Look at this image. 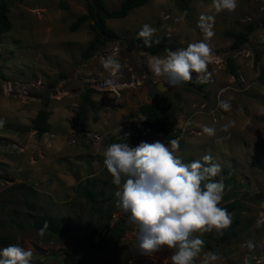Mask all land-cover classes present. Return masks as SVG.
<instances>
[{
  "label": "rangeland",
  "instance_id": "rangeland-1",
  "mask_svg": "<svg viewBox=\"0 0 264 264\" xmlns=\"http://www.w3.org/2000/svg\"><path fill=\"white\" fill-rule=\"evenodd\" d=\"M5 1L11 26L0 34V250L13 244L31 249L30 264H60L64 251L82 257L85 264H171L169 256L174 250L138 254L133 224L113 248L86 246L95 216L88 200L75 191L77 185H87L97 192L101 221L111 225L119 217L128 218L116 207L117 187L103 164V153L110 138L120 131L137 132L143 118L137 107L157 94L168 107L173 132L180 133L175 155L196 159L210 155L212 163L221 166L218 180L224 177L221 203L237 205L235 234L216 243L211 237L215 230L204 233V251L217 252L221 257L217 264H264L260 245L264 238V172L250 164L264 158V0H237L234 11L216 10L213 0H190L184 9L175 0H148L122 18L106 19V26L117 37L99 48L116 43L119 58L137 71L145 68L144 52L137 47L129 50L126 44L144 24L157 30L154 37L164 36L173 45L170 50L204 41L219 56L216 63H208L207 83L197 82L195 73L192 81L178 85L148 78L119 96L86 85V76L97 68L92 61L96 50L86 59L80 56L93 37L90 20L69 29L85 13L84 0ZM120 1L104 0V4L112 10ZM246 23L255 24L254 29L239 48L231 49L226 33L240 31ZM153 55L164 57L166 53ZM36 79L40 84L31 88L30 99L7 95L1 89L4 81ZM158 82L164 84L161 91L155 88ZM195 84L200 85L199 92ZM88 89L95 108L86 107V126L77 129L70 118ZM221 100L231 104L229 111L219 107ZM42 105L48 111L49 128L37 135L29 126ZM206 126L214 134L204 132ZM84 131L98 133L99 139L91 141ZM136 136L147 143L168 145L169 141L149 131ZM42 213L67 219L68 235L51 236L32 228V218ZM249 242L253 247H248ZM202 257L203 252L195 264H201Z\"/></svg>",
  "mask_w": 264,
  "mask_h": 264
},
{
  "label": "clouds",
  "instance_id": "clouds-1",
  "mask_svg": "<svg viewBox=\"0 0 264 264\" xmlns=\"http://www.w3.org/2000/svg\"><path fill=\"white\" fill-rule=\"evenodd\" d=\"M213 6L218 11H234L237 0H213ZM156 31L144 24L137 38L151 47L159 44L158 38L153 39ZM165 53L164 57L148 60L155 77L178 85L192 81L195 73L197 82H208L205 74L212 55L209 43L200 41L175 51L166 49ZM104 68L115 76L121 65L109 57ZM219 107L229 111L231 104L221 100ZM214 131L204 128L209 135ZM168 145L160 141L141 142L136 147L112 143L105 148L103 164L117 187L116 207L135 225L138 254L151 256L166 248L174 250L169 256L171 264H195L203 252L201 264H217L220 255L204 251L202 236L214 230L221 232L232 223L227 209L219 207L225 192L224 177L212 179L221 173V166L212 163L210 155L203 156V163L195 160L186 164L175 155L179 141L172 139ZM248 247H253L251 242ZM32 256L31 249L13 244L0 250V264H30Z\"/></svg>",
  "mask_w": 264,
  "mask_h": 264
},
{
  "label": "trees",
  "instance_id": "trees-1",
  "mask_svg": "<svg viewBox=\"0 0 264 264\" xmlns=\"http://www.w3.org/2000/svg\"><path fill=\"white\" fill-rule=\"evenodd\" d=\"M147 1L148 0H121L116 9L110 10L105 6L104 0H84L85 13L78 15L69 26V29L73 30L83 21L90 20L89 27L93 31V37L81 50V58L86 59L103 44L116 39L117 34L106 26V19L122 18L129 10L143 5ZM175 1L180 4L182 9H184L190 0ZM261 22H264V16L261 18ZM10 26L11 23L7 16V3L5 0H0V34L9 30ZM254 27L255 24L246 23L240 31L227 32L226 34L231 37V49L239 48L247 40L248 34L254 29ZM156 38L159 39V44L154 43L151 47H146L142 39H138L137 36H133L128 40L126 47L129 50L137 47L139 50L148 54H156L158 52L165 51L166 49L173 48V45L164 36L153 37L154 40ZM254 60H258V55L255 54ZM228 70L231 75H234V70L229 64ZM195 86L197 87V90L200 87L199 84H195ZM89 91L90 90L88 89L81 95L80 102L70 118V122L77 129H83L86 126V107L95 108L92 100L89 98ZM167 108V105L162 102L157 94H155L149 102L141 104L137 107V111L143 115L142 120L136 127L137 132L130 133L122 130L116 136L110 138L109 145L112 143H127L130 147H136L141 143L140 138L136 136V134L140 132L149 131L163 134L171 133L174 131V124L170 119ZM47 116L48 111L45 106L42 105L30 120L29 129L35 131L37 135L46 132L49 128L46 122ZM181 159L182 162L186 164L195 160H200L203 163L202 158L196 159L193 157H183ZM250 164L264 172V158L253 159ZM212 179L213 181H218V177H214ZM75 191L88 200L90 212L95 216V220L89 226L88 233L86 235V246L95 249L115 247L124 231L129 228L131 224L128 222V218L119 217L117 220L113 221L111 225H109L108 220L105 222L101 221L100 216H98L99 209L97 206V192L87 185H84L83 187L77 185ZM219 207L227 209L232 216V223L230 227L211 235L212 239L216 243H221L227 239L229 235L235 234V226L239 222L236 202L225 201L220 203ZM106 217L109 219L110 215L106 214ZM30 226L42 233L57 237L68 235L70 229V224L67 219L47 213L34 216L31 220ZM2 241L3 240L0 239V242ZM60 264H85V261L82 257L75 256L70 252L64 251Z\"/></svg>",
  "mask_w": 264,
  "mask_h": 264
},
{
  "label": "built area",
  "instance_id": "built-area-1",
  "mask_svg": "<svg viewBox=\"0 0 264 264\" xmlns=\"http://www.w3.org/2000/svg\"><path fill=\"white\" fill-rule=\"evenodd\" d=\"M153 56V54L144 53L145 68L143 70L137 71L134 70L125 59L119 58L118 46L116 43L111 42L105 49L98 48L92 54V61H96L97 68L94 72H90L86 76V85L88 88L94 91L109 92L114 94V96H119L122 90L141 86L143 81L147 80L148 78H151L152 81L155 82L159 77H155L148 67V60ZM109 57L117 59L121 65L119 72L115 76H113L110 71L104 68V63ZM216 61H219V56L212 51L209 62L216 63ZM83 66H85V63H83ZM161 79L163 80V78ZM39 84V79H36L35 81L30 80L27 82L14 81L13 83L10 81H4L1 84V89L7 95H16V97L26 100L32 98L31 88H35ZM158 134L160 136L168 137L169 141L172 139H178L180 135L178 131H172L166 135L163 133ZM84 136L88 137L91 141L99 139L98 133L94 131H84ZM46 138L48 137H45V139ZM260 245L264 250V238L261 240Z\"/></svg>",
  "mask_w": 264,
  "mask_h": 264
},
{
  "label": "water",
  "instance_id": "water-1",
  "mask_svg": "<svg viewBox=\"0 0 264 264\" xmlns=\"http://www.w3.org/2000/svg\"><path fill=\"white\" fill-rule=\"evenodd\" d=\"M155 88H156L157 91H161V90H163L165 87H164L163 82H158V83H156Z\"/></svg>",
  "mask_w": 264,
  "mask_h": 264
}]
</instances>
